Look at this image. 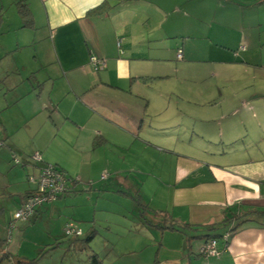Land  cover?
Instances as JSON below:
<instances>
[{"label":"crops","instance_id":"obj_1","mask_svg":"<svg viewBox=\"0 0 264 264\" xmlns=\"http://www.w3.org/2000/svg\"><path fill=\"white\" fill-rule=\"evenodd\" d=\"M18 1L31 25L22 24ZM9 2L16 44L3 49L19 55L0 73V81L17 78L2 95L0 141L23 159L18 181L34 170L25 153L37 151L80 182L27 220L12 214L32 186L25 180L23 192H7L6 250L28 258L36 244L22 243L25 231L65 208L60 231L72 222L91 242L108 222L99 213L109 196L134 198L121 190L127 180L141 199L145 182L128 178L144 176L154 179L148 193L167 192V204L150 209L180 228L148 222L146 242L134 236L129 247L140 252L143 240L153 249L109 264H264V0ZM92 55L105 66L95 70ZM211 237L219 253L203 255Z\"/></svg>","mask_w":264,"mask_h":264},{"label":"rangeland","instance_id":"obj_2","mask_svg":"<svg viewBox=\"0 0 264 264\" xmlns=\"http://www.w3.org/2000/svg\"><path fill=\"white\" fill-rule=\"evenodd\" d=\"M4 1L6 2V4L3 9L0 10V73L2 72V69L8 66V62H13L19 55L17 51H10L9 53H5V49H3V45L5 46L8 44H16L14 37L15 30L11 29V31L8 32L7 26L10 27L12 25V22H14L17 18L15 3H10L9 0ZM9 23L11 25H8ZM22 53L31 55L32 49L24 48ZM257 55L258 59L261 62H264V50H262L260 54ZM26 65L28 68L33 66L30 65V63H26ZM13 68H15V66ZM15 80H17L16 76H11L5 81H0V105H2L4 101V98H2L3 92L5 91V94L7 91L5 90V88L12 84H15ZM17 89H15V87L12 89L9 88V95L13 93L12 91L17 92ZM1 139L2 133L0 132V140ZM0 143H3V141H0ZM25 147L28 148L30 146ZM36 152L37 151H28L27 153H25L26 156H24L25 158L27 157L34 165V170L28 172L27 174L25 173L24 175L25 180L32 186V188L37 187V181H29L28 176L30 174H33L35 178L38 176L39 166H36L35 168V165H39L45 162L52 163L51 161H44L42 158L41 161L36 160L34 157V154ZM20 156V154H17L16 152L12 153L5 145L0 144V184L4 185L3 188L0 189V235L4 240H6L5 246L8 245V234L4 228L5 224H8L7 222L12 212V210L9 208L7 209L5 205L7 201L6 193L9 191L15 192V190H20L21 192H23V185L27 183L25 180H17L19 176L16 174L20 171V169L23 168V159ZM16 159L18 160V162H15ZM143 177L144 176L134 179L128 178L129 181L134 180L136 185H138V182H145L144 187L140 190L141 199H139V193H137L136 188L132 189L127 180H124V189L121 190H130L131 195L134 198H131V196H129L128 200H124L123 198H120L118 196H109V198H111L112 200L109 201L104 207L107 211L99 213V215L102 214L103 217L107 218L108 222L103 221L98 223L99 225L96 226L98 233L94 236L91 242H89V244L84 241L86 238L85 232L84 234L82 233L80 236H78L76 240H72L70 242L69 237L63 233V230L62 232L60 231L61 227L59 218H66V208L64 212L59 214V216L55 215L57 218L44 217L39 221V229L35 230V232L34 230H27L24 233L22 242L24 245L26 244L27 247H31L33 241V244H36L32 245L35 246V250L34 248L28 249L30 252L29 255H27L28 258H37L39 264H92L89 255L95 252L101 259L102 264H109L112 261L128 262L130 260L137 259L138 255L143 256L148 251L150 252L151 249H153L151 243L146 244V246L144 245V243H142L143 240H145L146 242V238H148L149 235L146 225L148 224V222H166L168 224L170 220L166 218L167 215L165 211H161L163 213L162 214L161 212H155L150 209V207H152L154 204L165 206V204H167V192L161 191L160 193L159 187V195L152 193L154 189H151L152 191L148 193L145 185L149 181H154V179L149 177L145 179ZM12 198L16 199V196H13ZM117 198L118 200H115ZM130 201H132L133 204ZM148 202L150 204H148ZM65 223L66 220L64 224ZM81 226L85 230V227L83 225ZM45 229L52 230L53 237H51V239L42 234V231ZM32 233L33 237H31ZM134 236L136 241L140 236H142L141 239L143 240L141 241V245L138 247L140 249V252H133V250L129 247L131 246L130 244L132 243Z\"/></svg>","mask_w":264,"mask_h":264},{"label":"built area","instance_id":"obj_3","mask_svg":"<svg viewBox=\"0 0 264 264\" xmlns=\"http://www.w3.org/2000/svg\"><path fill=\"white\" fill-rule=\"evenodd\" d=\"M119 45V41L117 42ZM181 57L180 50L177 54ZM90 63L95 70L105 66V60L95 55L90 56ZM36 160L41 161V156L38 152L34 154ZM15 162H18L16 159ZM105 177V174L102 175ZM29 181H37V187L32 188L23 198L20 206L13 212V219L27 220L35 212L36 208L42 203L51 202L64 194L70 188L72 183L80 182L78 177L71 178L67 175L66 171L52 163H41L39 166V174L35 178L33 174L28 176ZM91 183V181H88ZM14 227L13 222L8 225V230ZM63 233L66 236L78 237L82 234L80 228L74 223L67 222L63 226ZM229 233H224L221 237L226 241ZM9 239V236H8ZM200 253L203 255H217L219 249L217 248V239L214 237L209 238L200 248Z\"/></svg>","mask_w":264,"mask_h":264},{"label":"trees","instance_id":"obj_4","mask_svg":"<svg viewBox=\"0 0 264 264\" xmlns=\"http://www.w3.org/2000/svg\"><path fill=\"white\" fill-rule=\"evenodd\" d=\"M17 10H18V13L22 19V24L23 25H31L32 20L30 18V12H29V9L27 8V5L24 2L18 1L17 2ZM0 144H2V143H0ZM54 165H56V164H54ZM69 177L74 179L73 176H69ZM72 184H75V183H72ZM255 212L262 213V211H255ZM162 228L179 229L180 226L175 225L173 223H170V224L166 225V227H162ZM91 236H92L91 233L88 234L84 241L89 243ZM74 238H77V237H74ZM5 243H6V240H4L2 237H0V264H39L37 261V258H35V257L34 258H25V257H21L18 255L10 254V252H8L6 250ZM89 258H90L92 264H102L101 259L98 257V255L95 252L91 253L89 255Z\"/></svg>","mask_w":264,"mask_h":264}]
</instances>
